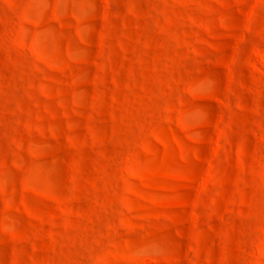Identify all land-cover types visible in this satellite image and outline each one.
<instances>
[{
    "label": "rangeland",
    "instance_id": "obj_1",
    "mask_svg": "<svg viewBox=\"0 0 264 264\" xmlns=\"http://www.w3.org/2000/svg\"><path fill=\"white\" fill-rule=\"evenodd\" d=\"M0 264H264V0H0Z\"/></svg>",
    "mask_w": 264,
    "mask_h": 264
}]
</instances>
